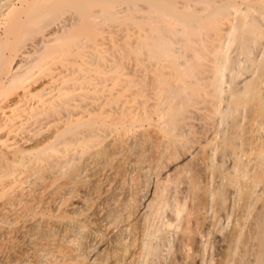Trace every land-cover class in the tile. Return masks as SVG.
<instances>
[{
    "label": "bare ground",
    "instance_id": "bare-ground-1",
    "mask_svg": "<svg viewBox=\"0 0 264 264\" xmlns=\"http://www.w3.org/2000/svg\"><path fill=\"white\" fill-rule=\"evenodd\" d=\"M0 264H264V0H0Z\"/></svg>",
    "mask_w": 264,
    "mask_h": 264
},
{
    "label": "rangeland",
    "instance_id": "rangeland-1",
    "mask_svg": "<svg viewBox=\"0 0 264 264\" xmlns=\"http://www.w3.org/2000/svg\"><path fill=\"white\" fill-rule=\"evenodd\" d=\"M229 204H230V203H229ZM208 211H209V210H208ZM209 212L211 213V214H210V213H209V214L212 215V212H211V211H209ZM209 214H208V212H207V215H209ZM210 215H209V216H210ZM221 223H222V221H221ZM219 225H220V224H219ZM167 235L170 236V234H167ZM168 236H167V238H170V237H168ZM171 236H172V235H171ZM171 238L174 240V237H173V236H172ZM171 238H170V239H171ZM168 240H169V239H168ZM168 240H167V241H168ZM173 240H172L171 242H169V243H171V246H172V244H173ZM167 245H168V242H167ZM169 246H170V245H169ZM171 246H170V249L172 248ZM165 247H167V246H165ZM165 247H164V248H165ZM167 249H168V248H167ZM212 249L215 251V250H216V247H215V249H214V246H213V247L211 248V251H212ZM161 250H162L161 252H163V255H164V258H165V261H166V260L168 259V258H167L168 256H166V255H168V252L166 253V249L163 250V248H161ZM164 251H165L166 254H164ZM167 251H169V250H167ZM211 251H210V252H211ZM206 252L208 253L209 251H206ZM206 252H204V256L207 257V253H206ZM205 253H206V254H205ZM211 253H212V252H211ZM213 253H214V252H213ZM206 257H205V258H206ZM167 261H168V262H167ZM167 261H166V262L169 263V260H167ZM166 262H164V259H163V263H166Z\"/></svg>",
    "mask_w": 264,
    "mask_h": 264
}]
</instances>
